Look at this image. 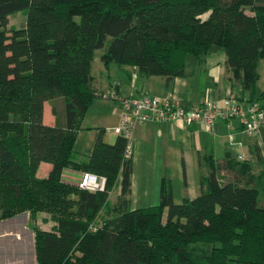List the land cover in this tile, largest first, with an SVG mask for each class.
Masks as SVG:
<instances>
[{"label": "trees", "instance_id": "trees-1", "mask_svg": "<svg viewBox=\"0 0 264 264\" xmlns=\"http://www.w3.org/2000/svg\"><path fill=\"white\" fill-rule=\"evenodd\" d=\"M19 11L25 22L8 28ZM107 38L104 65L163 77L167 87L188 56L222 48L231 93L264 106V90L256 95L264 0H0V220L49 214L50 229L29 225L35 264H264L259 190L220 183L212 157L204 156L194 198L174 202L165 176L157 204L131 209L126 138L108 143L100 131L87 156L74 149L97 97L93 53ZM59 98L62 123L55 105V123H45L44 103ZM41 162L50 164L44 177L36 175ZM65 171L103 176V187L79 189ZM182 176L185 185L184 167ZM196 242L211 243L210 253L198 254Z\"/></svg>", "mask_w": 264, "mask_h": 264}, {"label": "crops", "instance_id": "crops-1", "mask_svg": "<svg viewBox=\"0 0 264 264\" xmlns=\"http://www.w3.org/2000/svg\"><path fill=\"white\" fill-rule=\"evenodd\" d=\"M225 59L224 50L217 46H211L201 59L188 56L183 75L175 77L168 87L163 77H142L134 67H119L110 63L104 67L106 72L112 68L113 75L108 74L107 78L100 79L99 87L101 91L113 89L121 95L145 93L158 98L174 96L185 106L206 102L220 104L223 98L231 93L230 81L225 71ZM106 81L107 84L104 85ZM258 94L256 91V95ZM111 104L114 105L110 107L108 116L113 127L118 123L121 110L118 103L111 101ZM46 114L44 104L43 120L47 124H54L55 115L51 110L47 118ZM60 117L59 122L62 123L63 115ZM233 125L234 127L229 129L224 121L218 120L211 131H205L201 125H185L181 121H146L137 124L131 138L130 205L135 208L138 203L139 205L146 203L144 207H147L159 202L161 180L165 177L164 167L168 164V154H176L177 150L180 163L185 169L186 184L184 185L183 181L181 201L198 195L200 176L198 181L194 178L195 167L197 166L198 170L202 169L201 161L206 155L214 159L220 183L235 182L242 186L264 188V126L256 135L249 136L241 130L237 121H234ZM102 129L105 131L104 126ZM101 137L103 139L102 134ZM117 187L116 197L120 189L119 184ZM171 187L174 197L173 185ZM261 206L264 208V203ZM27 218H30L29 214ZM36 220V225L44 230L50 229L55 224L45 212L38 213ZM17 229H5L0 232V238H3L2 243L0 242L1 246L10 248L11 241L14 246L18 244L20 247L15 255L9 256L11 250L4 252L8 256L4 255V261L2 260L0 264L23 263L26 250L23 247L28 239L23 231ZM31 236L34 259L33 234ZM2 255L0 252V256Z\"/></svg>", "mask_w": 264, "mask_h": 264}, {"label": "built area", "instance_id": "built-area-1", "mask_svg": "<svg viewBox=\"0 0 264 264\" xmlns=\"http://www.w3.org/2000/svg\"><path fill=\"white\" fill-rule=\"evenodd\" d=\"M96 96L118 103L120 117L118 123L110 128L115 135H122L127 140L124 157H131V138L137 124L146 121H181L185 125H201L205 131H211L218 120L224 121L227 128L234 127L237 121L241 130L249 135H256L264 124V106L257 101H240L235 93H229L220 104L206 102L185 106L174 96L154 97L141 95H121L115 90L96 91ZM75 180L79 189L95 191L101 189L104 177L85 171L77 175L65 171L64 180Z\"/></svg>", "mask_w": 264, "mask_h": 264}, {"label": "rangeland", "instance_id": "rangeland-1", "mask_svg": "<svg viewBox=\"0 0 264 264\" xmlns=\"http://www.w3.org/2000/svg\"><path fill=\"white\" fill-rule=\"evenodd\" d=\"M25 13L22 11L16 12L12 15H10L8 17L7 20V27H20L21 25H23V23L25 22ZM110 38H107L105 44L103 47L98 48L94 51L93 53V58L91 60V76H92V87L95 91H101L102 89H100L101 87H99V80L102 78H107V75H113L112 73V68L109 70V72H106V67H104V63L101 60V56L104 54V52L106 51L107 48V44L109 42ZM192 57V56H191ZM112 65H114V63H111ZM114 67V66H112ZM257 69H258V73H259V79L256 83V91L257 93H260L261 91L264 90V59H260L257 65ZM106 85L107 81L104 82ZM104 87V86H103ZM113 103V101H112ZM45 104V110H46V118L47 115H50V110L51 107L53 105H55L56 109H57V117H58V121H61V117L63 113L61 110L62 107V100L59 99H55L53 101H48L47 104L46 102ZM114 104H111L110 100H104L101 99L99 97H96L93 104L89 107V109L87 110V113L81 123V129L78 131L77 133V137H76V141L74 144V149L81 153L82 155L87 156V154H89L91 152L92 146L94 141L96 140L98 134L100 133V131H102V136L103 139L106 140V142L108 143H112L114 141V138L116 137L115 134H113L112 132H110V128L111 127V121L109 119V110L111 106H113ZM51 106V107H50ZM103 126L105 127V131L102 129ZM264 124L261 126L263 127ZM169 156V160H168V164L165 168V176L169 177V179H171V186L173 185L174 188V192L175 195L173 197L174 202L176 203H180L181 199V192H182V188H183V176H182V171H183V167L182 164L180 163V157L178 156V150L176 152V154H168ZM202 169L198 170V167H195L196 173L194 175V178L198 181V178L200 176V172L202 174H204V172L207 170V166L205 165V160H202ZM50 164L47 162H41L39 164V167L37 168L36 171V175L38 177H44L48 174V170H49ZM70 173V171H68ZM160 172V171H159ZM72 173V172H71ZM75 177H77V173L73 174ZM71 178V176L69 175V177L67 179ZM189 178V175H188ZM191 180V178H190ZM65 181V180H64ZM67 181V180H66ZM68 181L75 183L74 179H69ZM119 184V183H118ZM117 184V186H118ZM115 187L113 189V191L110 194V200L111 203L113 204L115 202V198H116V191L118 190V187ZM259 190V197H258V205L261 206V204L264 203V188L258 187ZM136 200V199H135ZM138 202V200H137ZM146 204V203H145ZM145 204L139 205V203L137 205H135L136 207H144ZM262 207V206H261ZM130 208H133V205H130ZM46 214V213H45ZM49 215V214H47ZM28 212H24V213H20L12 218L9 219H5V220H0V232L5 230V229H13V230H18L17 228H19L21 231H23L26 235H27V243L26 245L23 247L25 250V256L23 258V263L22 264H34V259H33V254H32V236L31 234H33V232L30 230V226L32 224L36 223L34 221H32L30 218L28 219ZM40 218H42L40 216ZM35 221H37L35 219ZM41 224V223H40ZM38 226V225H37ZM42 226V225H40ZM5 239V238H4ZM7 239V238H6ZM3 238H0V242L2 243ZM10 248H8L7 246H1L0 245V252H2V256H0V262L3 260L4 261V257L8 256L7 254H5L4 252H8L7 250H11L9 253V256H11V254L15 255L16 252H18L20 250V247L17 245H13V243L10 241L9 243ZM191 247H194L196 252L200 255H208L212 249V244L211 243H205V242H196L194 244L191 245ZM12 252V253H11ZM5 255V256H4ZM2 261V262H3Z\"/></svg>", "mask_w": 264, "mask_h": 264}]
</instances>
